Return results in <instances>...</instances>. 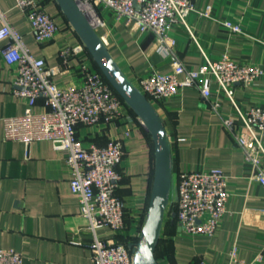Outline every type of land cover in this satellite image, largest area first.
Instances as JSON below:
<instances>
[{
	"label": "crops",
	"instance_id": "obj_1",
	"mask_svg": "<svg viewBox=\"0 0 264 264\" xmlns=\"http://www.w3.org/2000/svg\"><path fill=\"white\" fill-rule=\"evenodd\" d=\"M40 1L60 26L57 36L44 44L36 40L16 0H0V7L23 35L31 52L46 60L56 83L79 85L80 59L75 58L65 66L59 52L82 41L56 0ZM194 3L198 10L208 11L210 15L193 12L188 16L187 23L195 39L186 27H175L177 44L173 56L189 69L201 65L203 52L212 58L228 54L264 66V0H194ZM224 19L240 23L243 32L224 28L221 24ZM106 21L107 27L99 33L106 38L112 55L135 85L142 75L171 69L172 55L160 51L154 33L131 31L129 25L115 20L111 13L106 15ZM2 46L0 43V50ZM87 60L93 61L89 56ZM16 76L17 67L6 63L0 52V248L20 252L24 264H94L90 249L93 235L87 219L80 215L78 197L71 192L70 170L63 153L51 141L35 142L27 150L22 143L4 137V119L23 114L26 109L25 100L15 93ZM211 89L216 98L214 81ZM235 96L243 110L263 104L264 77L248 86L237 85ZM219 100L223 114H232L227 99ZM154 106L169 134L174 175L201 167L220 168L227 176L230 193L227 213L213 236L187 235L174 217L166 216L158 246L159 262L264 264V186L253 179V169L233 133L222 125L210 101L195 87ZM42 109L39 99L36 111ZM129 113L132 120L126 116L109 125L78 126V135L86 144L105 145L113 138L124 142L125 156L119 167L123 177L117 194L125 202L127 227L122 235H115L109 227H101L97 232L100 238L128 244L140 234L144 222L155 159L150 133L138 123L131 109ZM127 128L131 129L129 137L124 134ZM73 237L79 238L81 244L74 243Z\"/></svg>",
	"mask_w": 264,
	"mask_h": 264
},
{
	"label": "built area",
	"instance_id": "obj_2",
	"mask_svg": "<svg viewBox=\"0 0 264 264\" xmlns=\"http://www.w3.org/2000/svg\"><path fill=\"white\" fill-rule=\"evenodd\" d=\"M78 2L98 31L107 27L106 15L111 13L115 20L129 25L131 31L154 33L160 51L172 55V67L167 72L151 71L142 75L136 86L153 104L167 101L189 87L199 89L221 118L222 125L235 136L246 162L253 169V179L264 186V103L243 110L235 96L237 85L248 86L264 77V66L234 59L228 54L212 58L203 52L201 65L189 69L173 56L177 44L173 34L175 27H186L195 39L187 23L188 16L193 12L200 16L210 15L208 11L198 10L194 0ZM16 6L30 22L38 43L50 42L57 36L60 26L40 0H16ZM221 24L231 32H243L238 22L224 19ZM101 37L108 44L106 38ZM0 43H3L0 52L4 61L17 67L14 83L18 89L15 93L26 102L23 114L4 119L5 139L22 143L27 150L35 142L51 141L65 157L70 170L71 192L78 197L80 215L87 219L93 235L90 249L94 264H134L128 243L100 238L97 232L101 227H109L115 235H122L127 227L125 202L117 194L123 177L119 167L125 156L124 142L113 138L105 145L86 144L78 135L79 125H109L126 116L132 120L130 108L96 64L93 65L94 60H91L93 63L87 60V56L93 58L83 42L66 46L59 52L65 66L75 58L80 59L82 82L79 85L56 83L46 60L31 52L23 35L1 7ZM212 81L217 85L216 98L211 89ZM220 97L227 99L232 114H223ZM39 99H42L43 109L36 111ZM135 119L143 126L137 115ZM124 134L129 137L131 129L127 128ZM227 180L220 168L201 167L175 173L178 199L171 201L169 208L175 204L176 222L183 233L215 235L228 210ZM72 241L81 244L79 238L73 237ZM0 264H24V258L15 249L0 248ZM197 264L209 263L199 260Z\"/></svg>",
	"mask_w": 264,
	"mask_h": 264
},
{
	"label": "water",
	"instance_id": "obj_3",
	"mask_svg": "<svg viewBox=\"0 0 264 264\" xmlns=\"http://www.w3.org/2000/svg\"><path fill=\"white\" fill-rule=\"evenodd\" d=\"M56 1L107 81L142 120L153 140L155 159L150 199L139 237L128 246L134 255V264H161L156 252L166 211L170 202L178 199L172 145L165 123L151 100L126 76L78 0Z\"/></svg>",
	"mask_w": 264,
	"mask_h": 264
},
{
	"label": "trees",
	"instance_id": "obj_4",
	"mask_svg": "<svg viewBox=\"0 0 264 264\" xmlns=\"http://www.w3.org/2000/svg\"><path fill=\"white\" fill-rule=\"evenodd\" d=\"M96 64V63H95ZM96 67L98 68V66L96 65ZM99 69V68H98ZM100 70V69H99ZM174 203L172 204V206L170 207V214H169V216H172V217H174L175 218V220H176V217H175V208H174ZM138 238L136 237V238H134V239H132V241H136ZM160 243H161V241H160ZM159 243V244H160ZM158 255H159V253H158V249H157V252H156V256L158 257Z\"/></svg>",
	"mask_w": 264,
	"mask_h": 264
},
{
	"label": "rangeland",
	"instance_id": "obj_5",
	"mask_svg": "<svg viewBox=\"0 0 264 264\" xmlns=\"http://www.w3.org/2000/svg\"><path fill=\"white\" fill-rule=\"evenodd\" d=\"M170 214V208L168 207L167 211H166V216H169Z\"/></svg>",
	"mask_w": 264,
	"mask_h": 264
}]
</instances>
